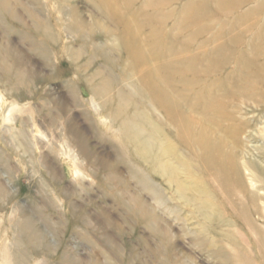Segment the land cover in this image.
I'll use <instances>...</instances> for the list:
<instances>
[{
  "label": "rangeland",
  "instance_id": "rangeland-1",
  "mask_svg": "<svg viewBox=\"0 0 264 264\" xmlns=\"http://www.w3.org/2000/svg\"><path fill=\"white\" fill-rule=\"evenodd\" d=\"M5 1L7 9L0 2V62L4 57L7 64L12 65L19 58V69L25 72L27 83L31 85L25 88L14 86V90L17 88L20 91V95H17L12 84L0 80V234L6 230L12 242L17 240L14 248L17 263L122 264L126 257L133 264H167L164 260L167 254L160 258L155 254L159 243L156 233L141 223L137 214L128 215L119 205V199L125 205H136L131 197V193H135L149 207H153L157 215L166 217L171 223L170 233L177 260L184 259L189 264H219L193 245V235L184 232L181 221L176 220V214L160 209L151 191L143 189L131 178L129 164L118 156L116 140L107 131L111 124L105 113L97 116L89 106L91 93L86 76L101 69L114 77L116 85L123 81L118 54L109 50L111 46L102 32L103 28L115 29L109 22L113 20L105 17L95 0H69L63 3L59 0ZM142 1L134 2L133 8L138 9ZM224 1L191 0L190 3V0H176L172 3L171 15L160 7H149L145 12L159 10L158 20L166 21L167 30H170L180 10L198 11L204 16L200 21H207L209 29L193 37L191 44L195 49L202 40L239 39L241 43L235 51L236 55L253 61V69L264 71V0L240 4L231 14L229 11L224 14ZM15 14L22 21L15 20ZM72 15H75V21L85 22V39L76 34L69 35L57 22L60 18L67 21L62 17L66 19ZM241 15H245V18L238 21ZM36 19L49 22L57 43L44 39L36 27ZM235 21H238L235 29L228 27ZM174 34L182 37L186 32L175 31ZM91 36L100 51L108 53V56L111 54L109 57L114 64L98 56L91 66L86 65L88 57L94 54L93 49L87 48V40ZM30 38L43 44L46 42L43 48L47 54L42 53L38 46L32 48ZM84 45L86 54L76 62L61 50L66 46L83 49ZM208 47L206 45L199 50ZM235 69L233 63L224 65L219 76L224 77ZM3 70L0 63V75L4 74ZM259 73H253L246 84L248 89L245 94H239L229 101L227 115L219 122L222 128L219 137L225 143V156L234 157L243 171L245 165L264 169V97H259L261 94L257 96L260 92L264 93V83L258 85L256 91L253 87L260 80ZM71 87H75L80 97L78 106L70 100ZM12 105L14 108L9 111ZM57 105H61L64 111H60L61 117L56 126L53 125V116L57 115ZM68 128L83 135L80 139L89 148L86 157H82L80 149L76 148L74 154L81 158L79 162L62 148L63 140L69 138V133L65 132ZM234 128H237L239 138L235 139L231 134ZM115 175L125 183L120 184L114 179ZM255 187L260 189L258 194L263 197L264 184L257 181ZM126 190H129L128 194ZM258 202L259 211H253L252 215L256 222L264 226L261 217V213L264 214V199ZM20 211L38 222L49 250L37 253L24 240L23 232L18 228L22 218ZM225 212L231 216L230 209L225 208ZM42 214L44 220L40 218ZM10 217L14 222L9 221ZM235 219V228L245 241L250 229L241 219ZM199 221L202 219L193 214L188 223L196 231ZM21 239L23 242L19 243ZM225 247L232 250L228 243H225ZM41 252H46V255Z\"/></svg>",
  "mask_w": 264,
  "mask_h": 264
},
{
  "label": "bare ground",
  "instance_id": "bare-ground-1",
  "mask_svg": "<svg viewBox=\"0 0 264 264\" xmlns=\"http://www.w3.org/2000/svg\"><path fill=\"white\" fill-rule=\"evenodd\" d=\"M59 1L63 3L69 0ZM136 1L95 0L105 17L113 20L109 22L115 29L103 28L102 32L111 46L109 50L118 54L123 81L116 85L114 77L101 69L86 76L87 83H90L89 106L97 116L105 113L111 124L107 131L116 140L118 156L129 164L131 178L143 189L151 191L160 209L176 214V220L181 221L184 232L193 235L195 247L219 264H264V226L256 222L252 215L253 211H259L258 200L264 199L258 194L260 189L255 187L257 181L264 184V169L245 165L243 171L234 157L225 156V143L219 137L222 133L219 122L227 115L229 101L246 93V84L258 71L260 80L253 85L256 91L258 85L264 83V71L253 69V61L236 55L235 51L241 43L239 39H222L219 42L215 39H211L213 42L202 40L198 49H195L191 44L193 37L209 29L207 21H200L204 16L198 11L187 12L183 8L171 24V29L167 30L166 21L158 20L159 10L146 13L145 9L160 7L171 15L172 3L176 0H143L140 7L134 9ZM249 1L225 0L223 12L226 14L229 11L231 14L235 7ZM0 2L7 9L6 1ZM74 17H62V20L67 21H61L60 18L57 22L69 35L76 34L85 39V22L75 21ZM14 18L22 21L17 14ZM243 18L245 15L239 16L237 20ZM238 21L228 24V27L235 29ZM36 25L44 39L57 43L48 21L36 19ZM175 31H184L186 34L177 37ZM92 37L87 40V48L93 49L94 54L88 57L86 65L91 66L98 56L114 64V60L109 57L111 54L108 56V53L100 51ZM29 42L32 48L38 46L42 53H46L43 48L46 42L43 44L32 38ZM206 45L209 47L199 50ZM82 47L76 49L66 46L61 50L76 62L86 54L84 49L87 48L85 45ZM18 59L12 65L7 64L4 57L0 62L4 69L0 80L12 84L13 90L14 86H31L27 83L25 72L19 69ZM231 63L235 64L236 69L220 77L219 72L224 65ZM14 91L20 95L17 88ZM69 94L72 104L78 106L80 97L75 87L70 88ZM257 96L264 97V93L260 92ZM11 107L9 111L13 110L14 105ZM56 108L58 112L52 118L53 125L57 124L64 111L61 105ZM103 117L99 121L104 124ZM65 132L69 133V138L63 140L62 148L72 154L73 160L81 159L78 154H74L76 148L80 149L81 156L89 155L88 146L80 139L83 135L76 134L73 128ZM237 132V128L231 131L235 139L239 138ZM117 176L114 179L120 184L125 183ZM153 177L161 182L155 181ZM126 186L128 189L129 186ZM125 193L128 194L129 190ZM131 197L136 205H125L121 199L119 205L126 214H137V219L156 233L159 243L155 254L159 258L167 254L164 259L167 264H189L187 260L175 258L171 223L167 218L157 215L155 209L149 207L140 195L131 193ZM225 208L230 209L231 216L225 212ZM193 214L202 219L196 225L199 228L196 231L188 223ZM20 216L18 228L22 230L24 240L37 253L49 250L38 222L22 211ZM235 217L250 229L246 242L235 228ZM261 217L264 219V214L261 213ZM40 218L44 220L45 216L42 214ZM9 221L14 222V219L10 217ZM16 241L12 242L7 237L6 230L0 234V264H18L14 256ZM225 243L231 245L232 250H227ZM41 253L46 255V252ZM28 263L24 261V264ZM122 264L133 263L124 257Z\"/></svg>",
  "mask_w": 264,
  "mask_h": 264
}]
</instances>
